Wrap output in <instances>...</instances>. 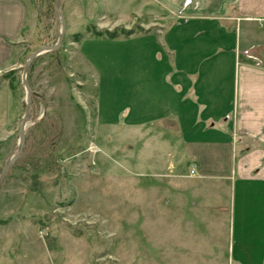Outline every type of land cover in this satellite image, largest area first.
I'll list each match as a JSON object with an SVG mask.
<instances>
[{
    "label": "rangeland",
    "instance_id": "1",
    "mask_svg": "<svg viewBox=\"0 0 264 264\" xmlns=\"http://www.w3.org/2000/svg\"><path fill=\"white\" fill-rule=\"evenodd\" d=\"M24 2L20 42L0 67V173L20 146L23 66L58 42L63 25L55 0ZM59 8L64 38L29 66L25 145L0 182V264H264V247L246 251L264 227L254 203L262 187L235 188L246 163L228 149L195 147L206 129L198 118L173 133L153 117L167 98L164 65L177 58L171 44L193 67L221 63L222 88L234 65L264 66V0H60ZM226 88L215 112L229 138ZM197 105L188 104L190 116Z\"/></svg>",
    "mask_w": 264,
    "mask_h": 264
},
{
    "label": "crops",
    "instance_id": "2",
    "mask_svg": "<svg viewBox=\"0 0 264 264\" xmlns=\"http://www.w3.org/2000/svg\"><path fill=\"white\" fill-rule=\"evenodd\" d=\"M26 18L27 7L23 0H0V67L5 61L11 60L15 46L20 42L19 37H21ZM202 18L205 19L204 16ZM178 45L176 42L174 47L172 44L169 46V51L177 58H173L164 65L167 80L159 90L167 98L164 104L161 101L158 102L160 110L156 111L153 117L160 120L166 119V127L173 133H184L186 130L184 128L188 127L189 117L198 118L202 122L201 127L206 129L200 132V138L195 141V147L205 150L228 149L230 158L246 163V168H243L242 163L240 165V170L241 172L243 170L244 174L239 180H235V188L238 181L246 182L249 189L262 187L263 197L260 203H254H258L257 207L260 208L258 213L262 212L260 219L264 224V207L262 208L264 200V66L247 63L234 65L233 79L224 87H229L226 91L230 93V103L234 111L233 115L230 114L228 122L230 137L224 138L222 136L224 131L220 126L225 124L222 120L224 114L215 112L216 108L220 107L221 92L224 91L222 81L215 79L222 64L212 62L208 65H200L199 62L193 67L186 61H179L183 47ZM207 71L210 72V79L206 78ZM211 71H214V74ZM158 83L160 81L152 85V89L162 85ZM191 101H196L198 105L194 114L190 116L188 111ZM186 103L187 106H185ZM136 117L141 118L143 115ZM232 126L233 130H231ZM182 141L189 149L190 142L185 138ZM254 144L260 145L255 147ZM213 158L216 157L213 156ZM198 163L202 165L201 161ZM257 194L259 193L252 191L248 193L254 197ZM263 228L262 226L259 228L254 240L252 239L249 244L245 243L246 251L250 253L252 251L255 254L256 250L259 253L260 247H264V234L260 231ZM251 243H253L252 250L249 247ZM224 254L228 256L229 253L226 251Z\"/></svg>",
    "mask_w": 264,
    "mask_h": 264
},
{
    "label": "water",
    "instance_id": "3",
    "mask_svg": "<svg viewBox=\"0 0 264 264\" xmlns=\"http://www.w3.org/2000/svg\"><path fill=\"white\" fill-rule=\"evenodd\" d=\"M59 2H60V0H55V9H56L58 17L62 21L63 25H62V29L60 30V33H59L58 42L55 45L42 46V47L36 49L35 51H33L28 56L24 66H23L22 81L25 84V87L27 89V102H26L25 113H24V116H23V119H22L21 135H20V146H19V149H18L17 153L6 163V165L2 169V171L0 173V182H1L2 178L4 177V175L6 174V172L8 171V169L10 168V166L21 155V153L23 151V148H24V145H25L26 133H25L24 127H25V122L27 120V116H28V113H29L30 105H31V99H32V89H31V87L29 86V84L27 82V71L29 69V66H30L32 60L36 56H38L41 52L46 51V50H50V49H58L60 47L61 42H62V40L64 38V35H65L66 23H65V20L63 18L62 11L59 8Z\"/></svg>",
    "mask_w": 264,
    "mask_h": 264
},
{
    "label": "trees",
    "instance_id": "4",
    "mask_svg": "<svg viewBox=\"0 0 264 264\" xmlns=\"http://www.w3.org/2000/svg\"><path fill=\"white\" fill-rule=\"evenodd\" d=\"M24 1V0H23ZM99 34H101V33H99Z\"/></svg>",
    "mask_w": 264,
    "mask_h": 264
}]
</instances>
